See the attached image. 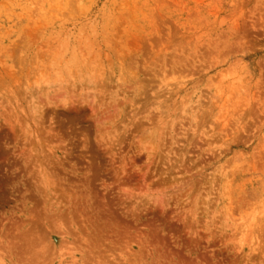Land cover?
<instances>
[{"label": "rangeland", "instance_id": "obj_1", "mask_svg": "<svg viewBox=\"0 0 264 264\" xmlns=\"http://www.w3.org/2000/svg\"><path fill=\"white\" fill-rule=\"evenodd\" d=\"M0 264H264V0H0Z\"/></svg>", "mask_w": 264, "mask_h": 264}]
</instances>
